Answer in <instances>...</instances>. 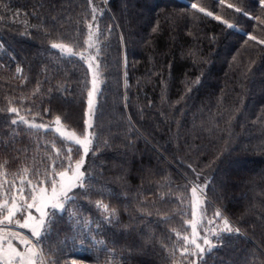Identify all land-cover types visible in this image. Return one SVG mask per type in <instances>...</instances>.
I'll list each match as a JSON object with an SVG mask.
<instances>
[{
  "label": "trees",
  "instance_id": "16d2710c",
  "mask_svg": "<svg viewBox=\"0 0 264 264\" xmlns=\"http://www.w3.org/2000/svg\"><path fill=\"white\" fill-rule=\"evenodd\" d=\"M262 41L264 0H0V202L84 158L38 244L48 264H264ZM91 59L85 156L53 125L87 131ZM197 188L217 245L202 258Z\"/></svg>",
  "mask_w": 264,
  "mask_h": 264
},
{
  "label": "snow or ice",
  "instance_id": "6c2138e0",
  "mask_svg": "<svg viewBox=\"0 0 264 264\" xmlns=\"http://www.w3.org/2000/svg\"><path fill=\"white\" fill-rule=\"evenodd\" d=\"M218 2H219V0H218ZM258 2H259V0H258ZM190 7L192 9H197L198 5L195 3H191ZM198 11L203 13V12H205V9L199 8ZM207 15L211 16L212 14L209 12V13H207ZM217 19H219V18L217 17ZM253 39H254V37H253ZM262 43H264V41H262ZM52 47L59 48L60 45H53ZM94 90H95V80H93V91ZM93 91L88 92L89 109H91V104H92L91 97L93 95ZM16 111L17 110L15 108L11 109V112H13V113H15ZM57 122H59V117H57ZM13 123H15V121H13ZM86 127H87V125H86ZM65 139L67 141H69L70 143H75L76 145L81 146L82 151H83L85 156L88 154V152L90 150L89 145L92 143L91 139L86 137L84 140H80V139L74 138L71 135L65 137ZM83 164H84V158L83 157L80 160L76 161L75 167L73 169V175L68 178L66 185L65 184L61 185L60 191H57L56 184L49 177V183L52 184V193L48 199L52 201V203L50 204V207H51V209L54 210L53 213L50 214L44 210V207L49 206L47 204H45L44 207L38 206L37 197L34 194L36 189L33 187L30 189V191L32 193V195H31V199L33 201L32 203H28L27 200H25V198L23 196H21L20 200L23 201V203L20 205H17L15 203V197H13L12 207L7 206V201H5V203L3 205H0V211L7 209V215L4 216V218L2 220H0V225L11 224L12 223V217L16 213H27V215L25 216V221L22 225H20V227L28 229L30 235L36 240V243L39 244L40 239L42 237H46L52 230L51 225L55 220V211L56 210H63L64 209V202L73 199V197L69 195V192H71L74 187H83L82 181L84 179V174L81 172V167ZM70 167H71V165H70ZM65 176H66V173H60V177L62 180ZM41 191L43 192L44 189H41ZM193 192H195V189H193ZM31 209H35V211L39 214L38 220L36 219V217L32 216V212L30 211ZM215 216L223 219V224H224L223 231H225L229 234L233 233L234 231L236 233L239 232L238 229L234 230L230 226L228 220L224 219L221 216V213L216 212ZM29 221H34V223H29ZM17 223L19 224L18 221H17ZM209 223H211V221H209ZM192 227H193V229H195V224H193ZM213 235L216 236L217 238H220V233L213 232ZM194 236H195V232H194ZM10 237L19 239L20 243L25 245L26 251L23 253L17 251L12 246ZM4 241L8 242V249L10 252V256H9L8 261H7V264H12L13 258H15V260L17 261V264H36L35 258L37 257L38 254L34 251V249L32 247H28V245L31 244V241H28L26 239H21L20 237L17 236L16 233H13V232H9V233L5 234V233H3V230L0 229V246H2ZM203 242L205 245L208 246V251H211L212 248L217 246V245L211 244L210 240H208L207 238H204ZM81 243H83V241H81ZM190 243L195 245V249L199 251L200 256L202 258L205 249L203 247H201L200 244L196 243L195 238L192 241H190ZM185 252H187V249H185ZM2 254H3V248L0 247V255H2ZM39 255L42 256V252ZM193 264H195V261H193Z\"/></svg>",
  "mask_w": 264,
  "mask_h": 264
},
{
  "label": "rangeland",
  "instance_id": "374dc122",
  "mask_svg": "<svg viewBox=\"0 0 264 264\" xmlns=\"http://www.w3.org/2000/svg\"><path fill=\"white\" fill-rule=\"evenodd\" d=\"M158 1V0H155ZM55 45H60V47L64 44L62 43H57ZM88 65L90 68V72H91V89L90 91H93V80H95V90L93 91V95L91 97L92 100V104H91V109H89V105L87 102V119H86V123H87V131L85 132V134H79L77 133L75 130L68 128L67 126H65L63 123L61 122H57L55 121L53 127L57 130V132L63 136L64 138L71 135L76 139H80V140H84L86 137L91 139V141H93V132L91 131V126L93 124V116H94V110H95V106H96V102H97V96H98V92L100 89V84H101V78L99 75V72L97 71V64H96V60L91 59L88 61ZM89 99V97H88ZM91 145V144H90ZM89 145V148H90ZM244 164L243 161H239L238 165L235 166L236 169H239V167H241ZM235 169V170H236ZM81 172L84 174L83 169L81 168ZM61 173H66V176L63 178V180L60 177L59 174V178L56 179L54 181V183L56 184V188L57 191L61 190V185L67 183L68 178L71 177L73 175V171H62ZM52 187V186H51ZM41 189H44V191L42 192ZM39 189V191L35 194V196L37 197V201H38V206L44 207L45 204L49 205L48 207H44V210L46 211L47 208L50 207V204L52 203L51 200H49L48 198L51 196L52 193V188H41ZM202 195L203 193L199 190V188H197V191L194 192L193 195V199H194V208H195V212H194V223L195 224V229L191 230V237L189 239V241H192L194 238L196 240V243L200 244L202 247V244H204V242L199 241V237H200V233L198 232L197 228H196V220H200L201 218V204H202ZM28 203H32V199L31 200H27ZM5 203V201L0 202V205H3ZM15 203L17 205H20L23 203V201H21L20 199L15 200ZM13 202L8 203L7 202V206L8 207H12ZM32 212V216L36 217V219H39V214L35 211V209H31L30 210ZM7 215V209H4L3 211H0V220H2L4 218V216ZM27 215V213H16L13 217H12V223L11 224H7V225H0V229L3 230V233L7 234L9 232H13L16 233L18 237H20L21 239H26L28 241H31V244L28 245V247H32L34 249V251L38 254L36 259V264H48L45 260V258L43 257V255H39L41 253V251L39 250V246L36 243V240L30 235L29 230L26 228H22L20 227V225H22L25 221V216ZM17 221L19 222V224L17 223ZM29 223H34V221H29ZM194 232H195V236H194ZM11 239V243L12 246L19 252L23 253L26 251V247L25 245L21 244L19 239L10 237ZM193 246L195 247V245L193 244ZM3 248V254L0 255V264H7V261L9 259L10 256V252L8 249V242L4 241L2 246H0ZM12 264H17V261L15 260V258H13L12 260Z\"/></svg>",
  "mask_w": 264,
  "mask_h": 264
}]
</instances>
